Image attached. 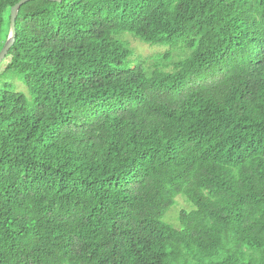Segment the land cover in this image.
<instances>
[{"label":"trees","instance_id":"16d2710c","mask_svg":"<svg viewBox=\"0 0 264 264\" xmlns=\"http://www.w3.org/2000/svg\"><path fill=\"white\" fill-rule=\"evenodd\" d=\"M16 30L0 264H264V0H35ZM124 34L187 55L133 67Z\"/></svg>","mask_w":264,"mask_h":264},{"label":"rangeland","instance_id":"374dc122","mask_svg":"<svg viewBox=\"0 0 264 264\" xmlns=\"http://www.w3.org/2000/svg\"><path fill=\"white\" fill-rule=\"evenodd\" d=\"M122 38L127 41L134 50V55L131 59L133 67L140 65L147 69L156 68L157 66L164 68L160 61L161 57L165 54L169 52L171 53L172 62H177L187 55L186 51L179 48L148 45L129 34H124ZM8 63L9 61L0 67V91L6 86H9L14 92L21 93L27 98H30L28 90L22 80L18 76L12 75L7 71L6 65ZM167 67V71H172L173 67L171 64H168ZM192 208L193 207L190 203H188L183 197L179 196L176 198L175 206L167 212L164 220L174 227L179 228V216L181 212L183 210L190 211Z\"/></svg>","mask_w":264,"mask_h":264},{"label":"water","instance_id":"95a60500","mask_svg":"<svg viewBox=\"0 0 264 264\" xmlns=\"http://www.w3.org/2000/svg\"><path fill=\"white\" fill-rule=\"evenodd\" d=\"M35 1V0H20L18 3H16L12 8L10 12V29H9V34L7 37V40L4 44V47L2 51L0 52V65L5 61L6 57L9 54L10 49L14 46L16 42V35H17V30H16V23H17V18L19 11L22 6L25 4ZM50 2H56V3H61L63 0H46Z\"/></svg>","mask_w":264,"mask_h":264}]
</instances>
